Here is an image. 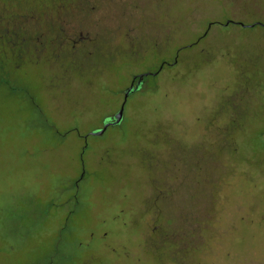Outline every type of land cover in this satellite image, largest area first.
I'll use <instances>...</instances> for the list:
<instances>
[{
	"label": "rangeland",
	"instance_id": "1",
	"mask_svg": "<svg viewBox=\"0 0 264 264\" xmlns=\"http://www.w3.org/2000/svg\"><path fill=\"white\" fill-rule=\"evenodd\" d=\"M96 1L130 43L0 70V264H264V0Z\"/></svg>",
	"mask_w": 264,
	"mask_h": 264
},
{
	"label": "flooded vegetation",
	"instance_id": "2",
	"mask_svg": "<svg viewBox=\"0 0 264 264\" xmlns=\"http://www.w3.org/2000/svg\"><path fill=\"white\" fill-rule=\"evenodd\" d=\"M102 1L108 6L118 2L119 4L131 3L132 5L135 3V9H140V2H143V0ZM96 2V0H66L64 5L58 3V0H50L52 6L50 10L52 13H50L46 10V0H0V70L9 75L16 71L20 62L35 63L32 58L34 55H42L46 64V54L58 57L59 53H63V51L65 56L73 60L74 63H85L99 49L101 50L99 47L101 42H115V40L118 42V38L122 37L130 43L133 39L132 31L135 26L127 24L125 26L127 29L122 34L111 32L115 28L109 24L112 19L106 16L108 12L105 14V11H99L100 5ZM121 14H125V11ZM89 17H95V19L91 22ZM140 18L138 17L139 20ZM91 24H99L105 31L103 34H99ZM175 61L176 59L172 62L163 59L161 67L173 64ZM139 74L141 73L131 75L129 84L122 89V93L132 82L135 86ZM146 76L143 75L139 90L143 88ZM122 102L123 99L119 108ZM193 166L199 168L202 164L199 161L197 163L189 162L186 167L187 172L193 171ZM165 177L167 180L160 183L161 188L156 189L158 196H161L162 192L165 195L168 192L169 194L174 193L175 190H179V186L183 182L177 180V183H174L167 172ZM193 180L195 185H203L200 180L197 181L195 178ZM156 217V212H154L152 216L154 226L160 227L156 223Z\"/></svg>",
	"mask_w": 264,
	"mask_h": 264
},
{
	"label": "water",
	"instance_id": "3",
	"mask_svg": "<svg viewBox=\"0 0 264 264\" xmlns=\"http://www.w3.org/2000/svg\"><path fill=\"white\" fill-rule=\"evenodd\" d=\"M148 74H155V73H144V74H139V77H138V80L136 81V84L134 86L133 82L124 89V92H123V102L120 106V108L114 112L113 114L111 115H108L106 116V119L104 120V124L102 127L96 129L95 131L92 132V134L94 135H101L108 126L110 125H116L118 123L121 122L122 120V117H123V110H124V103L127 99V97L140 89V86H141V83H142V79H143V75H148Z\"/></svg>",
	"mask_w": 264,
	"mask_h": 264
},
{
	"label": "trees",
	"instance_id": "4",
	"mask_svg": "<svg viewBox=\"0 0 264 264\" xmlns=\"http://www.w3.org/2000/svg\"><path fill=\"white\" fill-rule=\"evenodd\" d=\"M193 44V43H192Z\"/></svg>",
	"mask_w": 264,
	"mask_h": 264
}]
</instances>
